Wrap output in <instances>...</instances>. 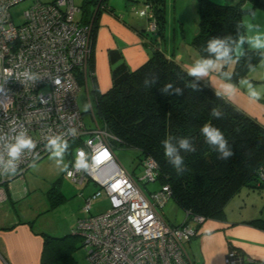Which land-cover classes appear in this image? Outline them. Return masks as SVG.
Wrapping results in <instances>:
<instances>
[{
    "label": "built area",
    "instance_id": "1",
    "mask_svg": "<svg viewBox=\"0 0 264 264\" xmlns=\"http://www.w3.org/2000/svg\"><path fill=\"white\" fill-rule=\"evenodd\" d=\"M24 0H0V202L6 199L4 183L23 177L29 165L52 148L49 140H77L66 177L96 189L85 198L83 216L74 232L81 237L91 264H192L185 244L193 238L205 217L185 212L181 224L167 222L161 209L171 198L162 185L147 194L139 185L155 182L158 164L150 156L142 160L143 175L136 179L116 159L114 141L119 139L105 125L88 128L76 101L79 83L92 74L93 28L76 20L81 8L74 0H36L15 24L10 8ZM149 31L156 30L148 11ZM35 75V80L29 76ZM58 81V83H57ZM75 134H72V130ZM25 132L35 143L23 149L9 165L8 147ZM83 150L89 164L77 170L76 154ZM264 178V172H260ZM104 197L105 207L92 212ZM225 264H255L229 248Z\"/></svg>",
    "mask_w": 264,
    "mask_h": 264
},
{
    "label": "trees",
    "instance_id": "2",
    "mask_svg": "<svg viewBox=\"0 0 264 264\" xmlns=\"http://www.w3.org/2000/svg\"><path fill=\"white\" fill-rule=\"evenodd\" d=\"M246 1L253 9L264 10V0H197L199 23L192 45L199 53V60L215 59L207 51L209 41L227 40L233 48V66L228 68L223 65L217 73L233 84L247 78L249 71L264 60V49L245 46L241 54L235 53L234 42L245 34L242 15L248 10L243 7ZM145 2L157 27L155 31H144L147 35H154L149 41L150 58L137 69L131 70L120 50L109 49L111 86L103 93L96 89L93 91L95 110L92 109V112L99 116L102 124L119 139V143L141 152V163L147 156L157 162L155 182L170 187L171 199L179 208L190 214L202 215L205 219L223 217L226 204L243 187L252 190L264 188V178L260 176V172H264V125L225 95L218 97V90L208 81L190 76L188 69L172 56L166 55L157 42L163 38L164 0ZM86 3H91L93 7L90 9L86 5L81 9L79 21L92 24L89 68L93 74L96 18L99 10L108 8V5L106 0H90ZM168 84L172 88L165 93L163 89ZM192 84H197L198 89H193L190 86ZM176 88L181 89L182 95L174 94ZM214 108L221 113L219 118L211 115ZM205 124L222 131L233 152L231 157L222 159L216 146L207 142L201 131ZM165 139H169L183 159L179 172L164 154ZM181 139H188L194 151L180 148ZM67 144L68 166L80 142L72 140ZM5 186L7 183H4ZM47 196L50 200L63 198L56 184L49 189ZM28 223L31 225L32 221ZM250 223L264 227L262 218L252 219ZM39 234L43 240L40 264L75 263V243L81 237L74 230L62 236L43 231H39Z\"/></svg>",
    "mask_w": 264,
    "mask_h": 264
},
{
    "label": "crops",
    "instance_id": "3",
    "mask_svg": "<svg viewBox=\"0 0 264 264\" xmlns=\"http://www.w3.org/2000/svg\"><path fill=\"white\" fill-rule=\"evenodd\" d=\"M214 1L223 2L224 0ZM106 2L108 8L100 9L96 18L93 74L88 77L87 84H85L88 93H93L95 89L103 93L111 86L109 49L120 50L131 70H135L144 64L151 55L149 41L154 35H147L144 32L148 31L149 22L148 7L145 0H134L127 9L125 8L124 12L116 11L108 0ZM257 16L264 20L262 13ZM157 42L161 44L162 39ZM162 48L167 56H172L188 70L199 61L197 49L184 39L178 41L173 47ZM262 61L249 71L247 78H244L249 80L252 86L257 82L264 81V78L260 77L257 71L258 65ZM201 79L208 81L212 87L221 93L223 92L222 85L231 83L221 77L217 70L210 71L209 76ZM233 85L237 92L231 101L264 125V90H257L261 93V98L259 101H253L248 96L246 84ZM4 188L6 199L3 201L11 200L12 194L9 191L11 187L7 185ZM243 188L237 193V196H241ZM251 197L260 200L258 204L251 203L252 206L257 205L259 207L264 204V192H260V195L257 196L246 190L240 198L241 203L235 201L238 203L237 206L235 203L232 207L225 206L223 217L205 219L203 223L197 226L196 235L185 244L192 264H225L224 257L229 248L236 249L245 258L255 261V264H264V227L250 223L252 219L262 217V213L256 215L246 210ZM232 198L230 200H233ZM169 200L162 208L161 214L167 222L181 224L185 220V211L179 207L180 210L177 209L176 203L171 198ZM8 212L10 211L6 210L2 215L0 214V264H40L43 240L39 230L35 229L33 224L30 225L27 219L15 217V215L10 216Z\"/></svg>",
    "mask_w": 264,
    "mask_h": 264
},
{
    "label": "rangeland",
    "instance_id": "4",
    "mask_svg": "<svg viewBox=\"0 0 264 264\" xmlns=\"http://www.w3.org/2000/svg\"><path fill=\"white\" fill-rule=\"evenodd\" d=\"M36 0H24L15 4L10 8V13L15 24H20L23 21L24 11L31 6ZM47 2L50 0H39ZM90 0H74V3L83 10L87 5L92 9L91 3H86ZM116 11L124 12L125 8L129 7L134 0H108ZM248 9L242 15V24L244 26V37L254 35H261L264 38V20L258 18V14L264 15V10L253 9L251 4L246 1L243 5ZM164 19L165 24L163 28L162 47H173L178 41L184 39L189 44H192L193 38L198 30L199 15L197 12V0H164ZM81 17V12L76 14V20ZM239 40V39H238ZM245 46L253 48L245 42L239 49L243 52ZM235 53L237 55L236 46ZM222 65L232 68L233 61L229 60L227 63L221 61ZM262 78H264V61L258 65L257 70ZM249 81V80H248ZM259 81V80H258ZM241 84V83H240ZM243 85V84H242ZM253 88L259 91L264 90V81L253 84ZM76 101L78 108L82 114V119L88 128L96 126L95 120L92 116V109L95 110V96L92 92L88 93L85 83H79V90L77 92ZM87 106V108H86ZM98 123L101 124V119L94 114ZM114 155L118 162L130 172L136 179L143 175V166L141 163V152L132 147H126L123 144L114 141ZM54 149L40 158L38 161L32 163L27 167L23 173V177H15L10 180L9 190L12 194V199L0 203V214L2 215L6 210H9L10 216L20 217L32 221L35 229L46 232L53 236H62L71 233L76 227L77 219L83 216L81 208L85 203V198L90 195L95 189V185L89 181L83 185L77 184L72 179L66 177L65 171L68 164L69 151L66 149L62 157H55L53 155ZM56 184L63 198L50 200L47 196L49 189ZM140 187L147 193L158 191L161 188L160 182H148L145 185L139 181ZM249 191L259 196L260 192H264V188L252 190L248 187L243 188L241 196H234L233 200H229L227 207H232L242 202L240 198L244 195V191ZM237 201V202H235ZM170 203H173L169 200ZM259 198L251 197L246 210L250 213L260 215L264 219V204L259 207ZM235 203V204H233ZM174 205V203H173ZM105 207L104 197H101L95 202L92 212H98ZM176 208L178 206L176 205ZM162 210V209H161ZM180 210V209H179ZM238 212L237 210H235ZM164 212V211H162ZM165 213V212H164ZM168 215V213H167ZM82 240H77L76 249L73 252L75 259L74 264H91L86 258L87 249L81 245Z\"/></svg>",
    "mask_w": 264,
    "mask_h": 264
},
{
    "label": "clouds",
    "instance_id": "5",
    "mask_svg": "<svg viewBox=\"0 0 264 264\" xmlns=\"http://www.w3.org/2000/svg\"><path fill=\"white\" fill-rule=\"evenodd\" d=\"M247 42L251 47L255 49H264V38L261 37V35L257 34L250 37H244L240 36L238 41H235L236 43V51L237 55L241 54L239 52L240 47ZM207 51L214 55L215 59H203L199 60L195 63V65L189 70L190 76H195L199 80L202 77H207L210 74V71H216L223 67V65L220 63L221 61L227 63L229 60H231V54L233 52V48L230 46L229 42L224 39H212L208 43ZM225 75H229L225 73ZM38 77L35 75L29 76V79L35 80ZM230 78V75H229ZM58 83V81H57ZM241 84H246L248 86V96L253 101H259L261 98V93L253 88L251 83L246 80L242 79L240 81ZM193 89H198L197 84L190 85ZM172 88L171 84H168L165 86L163 91L165 93H168L169 89ZM223 92H217L216 95L219 97L222 94L227 96L229 100L232 99V97L236 94L237 89L236 87L231 83H225L222 85ZM174 94L176 95H182V91L179 88H176L174 90ZM87 108V106H86ZM211 115L213 117L219 118L221 116V113L217 109H213ZM202 133L207 139V142L210 145L216 146L217 150L221 153L222 159H227L233 155L232 150L228 147V141L225 138L222 131L215 127H211L207 124H205L202 129ZM72 134H75V130H72ZM15 143L10 145L8 147V155L10 157L9 159V165H12L13 161H15L21 151L23 149H32L35 147V143L33 140L26 136L25 132H21L16 138ZM164 145V154L166 157L169 158L170 163L177 169L179 172L182 169L183 165V159L181 156L177 154V149L170 143L169 139H165L163 141ZM49 147L54 149L53 155L55 157H62L63 153L68 147L67 142L62 141L59 136L53 137L49 140ZM179 147L182 149H185L187 151H194V149L189 144L188 139H181L179 141ZM75 167L77 170H87L89 167V164L86 160V154L83 150H78L76 154V164Z\"/></svg>",
    "mask_w": 264,
    "mask_h": 264
}]
</instances>
